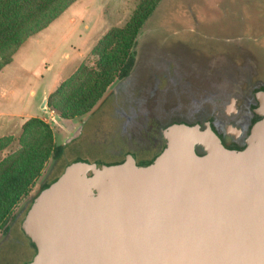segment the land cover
<instances>
[{"label": "rangeland", "instance_id": "374dc122", "mask_svg": "<svg viewBox=\"0 0 264 264\" xmlns=\"http://www.w3.org/2000/svg\"><path fill=\"white\" fill-rule=\"evenodd\" d=\"M139 1L78 0L69 13L73 21L63 12L26 39L0 70V160L20 150L28 119L46 124L52 143L63 145L56 159L44 160L27 196L13 207L8 226L19 222L41 184L70 161L111 163L145 151L153 144L146 129L155 132L173 122L161 116L167 109L192 110L211 92L213 99L224 98L245 78L264 80V0H160L140 28L130 73L114 80L85 115L48 116L47 93L80 63L92 66V46L107 29L122 26ZM188 69L193 95L180 91L178 73ZM134 105L149 112L146 120L130 118ZM78 125V136L64 143Z\"/></svg>", "mask_w": 264, "mask_h": 264}, {"label": "water", "instance_id": "95a60500", "mask_svg": "<svg viewBox=\"0 0 264 264\" xmlns=\"http://www.w3.org/2000/svg\"><path fill=\"white\" fill-rule=\"evenodd\" d=\"M256 96L261 119L240 152L174 123L147 164L65 165L21 220L35 247L25 264H264V91Z\"/></svg>", "mask_w": 264, "mask_h": 264}, {"label": "trees", "instance_id": "16d2710c", "mask_svg": "<svg viewBox=\"0 0 264 264\" xmlns=\"http://www.w3.org/2000/svg\"><path fill=\"white\" fill-rule=\"evenodd\" d=\"M75 1L0 0V70L11 62L12 55L26 39L47 27ZM159 1L140 0L122 26L107 29L90 49L95 57L92 66L80 63L73 74L49 92L48 108L63 120L83 116L114 80L125 78L134 65L140 28ZM22 128L20 150L0 160V229L6 228L13 207L27 196L44 160L48 156L56 159L63 149V145L52 143L46 124L39 120L28 119ZM30 128L42 135L37 138ZM76 160L83 159L72 161ZM59 174L42 183L40 189Z\"/></svg>", "mask_w": 264, "mask_h": 264}, {"label": "flooded vegetation", "instance_id": "af4514ba", "mask_svg": "<svg viewBox=\"0 0 264 264\" xmlns=\"http://www.w3.org/2000/svg\"><path fill=\"white\" fill-rule=\"evenodd\" d=\"M188 71L178 73L182 84L180 91L193 95L196 89L187 86L188 83L191 84V71L189 69ZM239 83L224 98L213 99L211 92L209 94L210 99L205 101V103L199 102L198 106L192 110L181 112L178 108L167 109L161 116L173 122L166 124L164 127L158 125L155 132L151 128L150 130L146 129L149 132L148 135L153 138V144L149 145L147 150L143 151V149H140V153H138L139 150L127 153L122 159L111 163L122 162L130 156L135 165L147 164L165 145L163 130L166 126L174 123L193 124L200 131L209 129L216 135L219 143L226 150L232 152L242 151L246 146L251 128L261 119L256 95L258 92L264 91V80L256 79L251 81V77H249ZM220 89L223 90V88ZM132 108L133 110L131 109L129 113L130 118L133 116L142 120L148 118V111L139 109V107L135 109V105ZM201 145V143H198L194 146L196 153L199 155L204 152ZM28 206L29 204L17 224L13 223L9 226L6 224V228L0 230L3 231L0 234V264H25L35 255V247L21 228V220Z\"/></svg>", "mask_w": 264, "mask_h": 264}, {"label": "crops", "instance_id": "0c3cea01", "mask_svg": "<svg viewBox=\"0 0 264 264\" xmlns=\"http://www.w3.org/2000/svg\"><path fill=\"white\" fill-rule=\"evenodd\" d=\"M102 1V0H101ZM76 3H78V0L77 1H75L74 3H72L69 7H67L63 12H66L67 11V13L69 14L70 13V11H71V9H72V7L74 6V5H76ZM62 12V13H63ZM72 12V11H71ZM61 13V14H62ZM60 14V15H61ZM59 15V16H60ZM74 19H73V17H72V15L71 14H69V21H73ZM2 69V68H1ZM48 94V93H47ZM47 94H43V95H47ZM43 97V96H42Z\"/></svg>", "mask_w": 264, "mask_h": 264}, {"label": "built area", "instance_id": "2783aa9c", "mask_svg": "<svg viewBox=\"0 0 264 264\" xmlns=\"http://www.w3.org/2000/svg\"><path fill=\"white\" fill-rule=\"evenodd\" d=\"M45 111H46V113H47V115L48 116H50L51 115V113H54V111L53 110H51V109H47V108H45Z\"/></svg>", "mask_w": 264, "mask_h": 264}]
</instances>
